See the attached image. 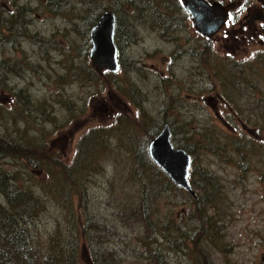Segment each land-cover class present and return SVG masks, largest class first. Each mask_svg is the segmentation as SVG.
<instances>
[{"label": "rangeland", "instance_id": "1", "mask_svg": "<svg viewBox=\"0 0 264 264\" xmlns=\"http://www.w3.org/2000/svg\"><path fill=\"white\" fill-rule=\"evenodd\" d=\"M50 1L0 0V145L58 158L68 171L61 185L80 181L101 221L85 224V234L102 237L114 264H158L156 255L163 264H264V37L228 36L247 7H261L242 0L223 32L205 40L177 0H63L52 9ZM107 11L117 18V75L89 60L90 30ZM166 125L174 148L196 149L191 181L198 171L212 180L193 187L195 198L163 191L156 212L132 217V156L141 161ZM13 156L0 155V166L19 170ZM212 186L215 201L199 205ZM50 209L42 232L68 219L67 235L82 223Z\"/></svg>", "mask_w": 264, "mask_h": 264}, {"label": "trees", "instance_id": "2", "mask_svg": "<svg viewBox=\"0 0 264 264\" xmlns=\"http://www.w3.org/2000/svg\"><path fill=\"white\" fill-rule=\"evenodd\" d=\"M61 1L63 0L50 1L51 9L55 8L54 4L57 5ZM58 10L59 8L56 6L52 12H58ZM81 71L94 76V72L90 73L84 68ZM104 74L108 75L109 73ZM203 133L207 139V146H209L206 147V150H212V138L208 137L207 131H203ZM158 135L155 133L152 140ZM171 135L173 134L171 133ZM86 144L87 140L84 146ZM241 145L235 144V152H240ZM14 147L9 144L0 145L3 155L7 152L12 153L14 156L9 159L14 163L21 162L17 171L0 166V264H114L113 256L107 253L106 249L101 250L104 247L101 241L102 237L97 233L86 235L84 232L85 224L101 226V221L96 219L92 213L93 207L89 195L78 187L80 181H73L70 176L73 188H71L72 184L71 187L61 185V176L68 175V171L58 158L54 159L52 154H43L37 158L36 156L43 153L41 150L34 152L30 147L23 146V151H19V148L14 149ZM180 149L191 159L197 156L196 149H191L187 145ZM210 152L219 153L214 149ZM0 155L2 158L3 155ZM141 156V161L132 156L134 167L132 175L135 177L132 184L136 187L135 193L138 196V201L137 204L129 202V205H126V212L130 215L133 214L132 217L135 218L144 213L145 218H148L153 212H156L161 193L173 191L178 187L152 163L148 155V147H145V154ZM42 162L47 166V169H41ZM53 169L56 171L53 172ZM40 172L45 176L44 181H39L37 178ZM191 173L190 171L189 185L192 189L193 187L200 188L204 182L212 180V176L203 175L198 171L200 181L192 182ZM136 183L138 186L135 185ZM208 184L205 183V185ZM212 187L210 188L211 192L210 189H205L203 198L197 197L199 205L215 201L216 196L213 191L217 190L214 189V186ZM88 204L91 206V212L88 210ZM52 205H55L59 210L65 208L74 220L80 219L82 221L81 224H78L80 226L75 229L69 228V233L64 235L60 233L61 228L63 225H68L69 222L68 219H64L49 222L42 228L44 229L42 232L40 227L44 224L43 218L52 212L50 209ZM105 230L108 229L105 228ZM115 234L113 233L111 236H115ZM49 238L52 243H49L46 248ZM108 241L110 240L108 239ZM153 258L157 260L158 264H163L158 255Z\"/></svg>", "mask_w": 264, "mask_h": 264}, {"label": "water", "instance_id": "3", "mask_svg": "<svg viewBox=\"0 0 264 264\" xmlns=\"http://www.w3.org/2000/svg\"><path fill=\"white\" fill-rule=\"evenodd\" d=\"M182 2L195 30L204 39L211 40L225 25L227 14L218 4L208 5L198 0H182ZM115 26V15L107 12L90 30L89 60L97 73L117 75L120 71L114 42ZM171 138L169 126L166 125L149 143V158L173 184L194 197L188 182L192 159L183 150L174 148Z\"/></svg>", "mask_w": 264, "mask_h": 264}, {"label": "flooded vegetation", "instance_id": "4", "mask_svg": "<svg viewBox=\"0 0 264 264\" xmlns=\"http://www.w3.org/2000/svg\"><path fill=\"white\" fill-rule=\"evenodd\" d=\"M198 1H204L208 5L218 4L221 8L224 9V11L227 14L225 25L223 26L221 31L219 33H217L213 38H215L218 34L223 32V29H225V27L228 24L230 13L235 12L236 9L238 8L239 4L242 2V0H233V2H231V5L225 7L224 4L226 3V0H198ZM249 1H251V0H247L248 3H249ZM254 1L261 7L260 9H248V7H247L245 10V14L242 17V19H240V21H236V19L234 18L236 26H238V28L233 29L232 30L233 33L228 34V36L231 37V39L234 43H236L238 40L235 38L242 37L241 39H243L244 34L246 33V30H248L247 34L250 36L251 40H255L257 38L260 39V38L264 37V1H262V0H254ZM177 2H178V6H179L178 13L182 12L185 15V17L191 22L192 28L194 29L195 33L197 35H199L194 28V24H193L190 16L187 14V12L183 6L182 0H177ZM115 20H116V26H115V35H116V31H117V18H116V16H115ZM114 41H115V37H114ZM231 46H233V44H231ZM230 48L233 49V47H230Z\"/></svg>", "mask_w": 264, "mask_h": 264}]
</instances>
